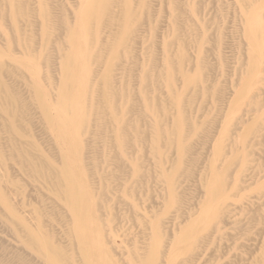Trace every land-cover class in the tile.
I'll list each match as a JSON object with an SVG mask.
<instances>
[{
  "label": "rangeland",
  "instance_id": "obj_1",
  "mask_svg": "<svg viewBox=\"0 0 264 264\" xmlns=\"http://www.w3.org/2000/svg\"><path fill=\"white\" fill-rule=\"evenodd\" d=\"M94 1L0 0V264H264V0Z\"/></svg>",
  "mask_w": 264,
  "mask_h": 264
},
{
  "label": "bare ground",
  "instance_id": "obj_2",
  "mask_svg": "<svg viewBox=\"0 0 264 264\" xmlns=\"http://www.w3.org/2000/svg\"><path fill=\"white\" fill-rule=\"evenodd\" d=\"M96 1V0H95ZM94 1V2H95ZM98 3V2H97ZM100 5V4H99ZM93 6V5H92ZM91 6V7H92ZM99 7V6H98ZM93 8V7H92ZM90 9V8H89ZM88 11V10H87ZM85 11V13L87 12ZM93 11V10H92ZM95 12V11H94ZM69 61H67V63L65 64L66 68L68 67ZM67 71H70V68L66 69L65 71V79L62 83V88L63 90H61V92L59 93L58 95V99H57V106L58 108H63L64 110L67 111L68 114H66L65 112V116H63L62 118H60V126L61 128L63 129V127H66L67 130H69L68 128V122H70V120L72 118H74L71 114V110L73 108V105H70L71 103L68 101V97H67V93H66V90H65V87H68L71 83H72V79L71 77L66 73ZM110 77V76H109ZM108 81V80H107ZM107 83V82H106ZM113 94V93H112ZM71 101V100H70ZM73 102V101H72ZM76 101L74 100L73 104L75 103ZM71 108V109H70ZM51 120V119H50ZM85 120V116L84 117H81V119L79 120V122H84ZM71 135H74L73 133H76L75 130H72V131H69ZM62 135V134H61ZM72 137V136H71ZM73 140H75V136L72 138V140H69V144L73 142ZM72 141V142H70ZM37 173V172H36ZM77 179V178H76ZM72 181V180H71ZM70 183H73L70 182ZM78 193V189L76 188V185L73 184L72 186H69L67 189H66V192L65 194H67V196H69V198L72 196H74V199L72 198V200H70V203H71V207L76 210L78 208L79 205L83 204L85 202V195H82V193H78V196L75 197V194ZM77 198V200H76ZM80 198V199H78ZM84 226V225H83ZM85 232V231H84ZM85 234V233H84ZM86 235V234H85ZM87 237V236H86ZM41 246L47 251V256H48V259L51 260L52 262L56 263V264H64V257H62L60 251L52 246L48 241H42V244ZM92 256H97L99 259H101V256L102 255V252L100 250H97L95 249L94 251H92L91 253ZM100 264H107L106 262H100ZM114 264V263H113Z\"/></svg>",
  "mask_w": 264,
  "mask_h": 264
}]
</instances>
